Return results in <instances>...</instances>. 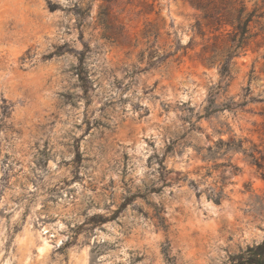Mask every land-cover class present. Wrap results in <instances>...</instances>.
I'll list each match as a JSON object with an SVG mask.
<instances>
[{
  "label": "rangeland",
  "instance_id": "374dc122",
  "mask_svg": "<svg viewBox=\"0 0 264 264\" xmlns=\"http://www.w3.org/2000/svg\"><path fill=\"white\" fill-rule=\"evenodd\" d=\"M205 24L187 0H0V264H228L264 241V18L229 75Z\"/></svg>",
  "mask_w": 264,
  "mask_h": 264
},
{
  "label": "trees",
  "instance_id": "16d2710c",
  "mask_svg": "<svg viewBox=\"0 0 264 264\" xmlns=\"http://www.w3.org/2000/svg\"><path fill=\"white\" fill-rule=\"evenodd\" d=\"M187 1L203 15L206 27L215 32H220L219 37L227 36L226 45L220 51L218 49L213 50L214 53L208 62L211 64L220 62L223 72L229 75L230 61L259 36V33H253L251 25L259 24V19L264 18V13L261 12V8L249 10L244 0ZM227 27L230 30L223 34L225 32L223 29ZM261 31L264 33V27L261 28ZM83 70L85 68L82 66L81 71L83 72ZM251 158L259 169H264L263 157L257 158L253 154ZM228 264H264V241L233 255Z\"/></svg>",
  "mask_w": 264,
  "mask_h": 264
}]
</instances>
